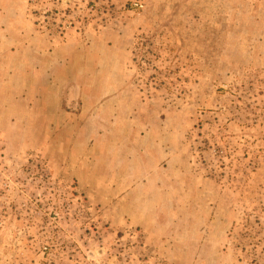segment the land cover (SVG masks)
<instances>
[{"label":"rangeland","instance_id":"1","mask_svg":"<svg viewBox=\"0 0 264 264\" xmlns=\"http://www.w3.org/2000/svg\"><path fill=\"white\" fill-rule=\"evenodd\" d=\"M0 264H264V0H0Z\"/></svg>","mask_w":264,"mask_h":264}]
</instances>
